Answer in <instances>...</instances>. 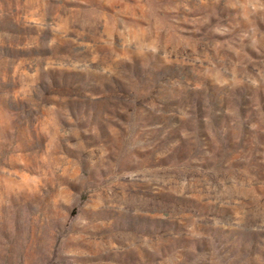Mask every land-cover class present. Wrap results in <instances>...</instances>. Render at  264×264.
<instances>
[{
  "label": "rangeland",
  "instance_id": "obj_1",
  "mask_svg": "<svg viewBox=\"0 0 264 264\" xmlns=\"http://www.w3.org/2000/svg\"><path fill=\"white\" fill-rule=\"evenodd\" d=\"M0 264H264V0H0Z\"/></svg>",
  "mask_w": 264,
  "mask_h": 264
}]
</instances>
